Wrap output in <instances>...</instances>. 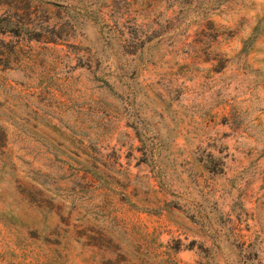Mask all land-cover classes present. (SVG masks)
<instances>
[{
  "label": "rangeland",
  "instance_id": "1",
  "mask_svg": "<svg viewBox=\"0 0 264 264\" xmlns=\"http://www.w3.org/2000/svg\"><path fill=\"white\" fill-rule=\"evenodd\" d=\"M5 14L0 264H264V0Z\"/></svg>",
  "mask_w": 264,
  "mask_h": 264
},
{
  "label": "trees",
  "instance_id": "2",
  "mask_svg": "<svg viewBox=\"0 0 264 264\" xmlns=\"http://www.w3.org/2000/svg\"><path fill=\"white\" fill-rule=\"evenodd\" d=\"M39 29L36 26L30 27V25H20L18 22L12 19L11 16L8 15H0V35H6V36H15L17 38L25 39V40H39ZM54 37H50V39L47 40V42H54L55 39H52ZM19 41V40H18ZM7 43H11V41H5L3 38H0V62L3 63V65H8V61H1V56L4 55L3 47L4 45H7ZM17 43H15L16 45ZM14 48H10L9 52L11 53V50Z\"/></svg>",
  "mask_w": 264,
  "mask_h": 264
}]
</instances>
